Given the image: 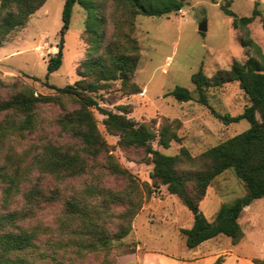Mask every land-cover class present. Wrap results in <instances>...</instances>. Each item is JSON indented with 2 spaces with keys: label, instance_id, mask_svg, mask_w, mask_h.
Returning a JSON list of instances; mask_svg holds the SVG:
<instances>
[{
  "label": "trees",
  "instance_id": "obj_1",
  "mask_svg": "<svg viewBox=\"0 0 264 264\" xmlns=\"http://www.w3.org/2000/svg\"><path fill=\"white\" fill-rule=\"evenodd\" d=\"M45 1L0 0V44L13 30L25 27ZM64 1L62 44L78 5L87 13L85 33L91 39L95 56L78 67L80 80L75 84L58 88L46 82V86L55 90L52 95L36 94L22 82L6 84L0 79V149L8 141L24 139L27 133L36 132L40 126L38 110L45 105L60 107L57 127L78 147L48 140L20 155L12 173L5 172L0 164L4 210L0 212V264H85L84 260L92 254L104 255L99 264H117L116 260H109L114 243L132 232L134 220L152 189L137 182L120 164L99 130L94 109L105 116L103 125L109 135L119 138V146L142 149L149 156L153 164L152 187L165 186L188 209L192 223L181 229L188 248L194 249L220 235L230 238L233 245L239 244L245 237L240 223L245 207L264 198V54L249 30L262 15L257 4L249 17H239L230 9L233 0L222 5L225 13L233 17L234 28L241 32L242 46L253 50L255 56L246 63L234 61L229 70H219L213 77L201 68L192 76L193 91L177 86L166 94L178 102L194 100L209 106L212 88L237 82L250 99L238 116L213 111L224 124L246 120L250 127L208 149L198 159L202 166L189 171L184 165L194 164L196 159L185 147L177 155L165 154L154 147L157 143L169 149L173 142H180L179 120H166L157 127L152 122L137 123L127 118L128 107H123L124 114H119L99 106L100 92L116 82L121 83L126 95L142 93V88L133 81L141 59L139 42L132 36L136 18L168 16L183 9L188 0H115L111 16L106 2L99 5L95 0ZM110 22L115 40L107 42L106 28ZM62 61L60 46L59 52L47 62L49 74L57 71ZM70 103L71 109L67 107ZM230 168L243 182L246 195L223 206L210 221L203 215L201 205L213 180ZM101 173L121 178L125 187L120 190L107 187ZM89 175L91 181L79 187L70 185L71 181L80 182ZM54 181L56 185L50 186ZM50 211L54 226L43 220ZM222 262L223 258H219L214 264ZM254 262L264 264L261 259Z\"/></svg>",
  "mask_w": 264,
  "mask_h": 264
},
{
  "label": "rangeland",
  "instance_id": "obj_2",
  "mask_svg": "<svg viewBox=\"0 0 264 264\" xmlns=\"http://www.w3.org/2000/svg\"><path fill=\"white\" fill-rule=\"evenodd\" d=\"M95 1L99 5L108 3L107 11L111 16L115 0ZM226 2L227 0H188L183 8L184 15L173 12L161 17L138 16L132 36L139 42L141 59L133 81L142 88V93L126 95L120 82L113 83L107 91L100 92L102 97L99 106L102 109L124 114L123 107H128L130 113H125L126 117L137 123L152 122L158 127L166 120H179L181 127L177 132L180 142H173L169 149H163L157 143H154V147L168 155H177L185 147L190 156L196 159V165H184L189 171H196L202 166L198 159L208 149L250 127L246 120L224 124L213 113L216 111L234 117L242 114L250 104L249 97L237 82L212 88L209 92V106L194 100L178 102L172 96H166L177 86L193 91L192 76L201 68L207 76L213 77L219 70H229L234 61L246 63L250 57L255 56L253 50L248 51L242 46L240 30L234 28L233 17L227 15L222 8ZM64 3V0H46L30 16L25 27L13 30L0 44V79L4 83L22 82L32 87L36 94L52 95L55 90L46 86V82L63 88L80 80L78 67L95 56L91 39L85 33L87 13L78 5L74 7L70 28L62 44ZM256 4L262 15L255 19L249 30L252 40L264 54V0H233L230 9L239 17H249ZM204 21H207L208 30L203 35L198 28ZM108 27L107 42H110L115 40L114 27L111 22ZM125 31L129 32L127 27ZM60 46L63 47L62 65L49 74L47 62L59 52ZM67 107L71 109L73 104L70 103ZM38 113L40 126L36 132L27 133L24 139L8 141L0 149V164L5 172L12 173L13 167L18 166V157L35 144L50 140L78 147L57 127L56 120L62 113L59 106H41ZM94 114L100 132L112 146L113 154L120 164L137 182L144 185L146 183L152 189L151 196L145 199L141 212L134 220L132 232L121 242L114 243L109 260H116L117 264H180L173 262L171 257L178 259L191 255L181 234V229L188 228L192 223L190 212L176 196L168 193L165 186L152 187L150 174L153 164L149 156L142 149L119 146V138L109 135L105 129V116L102 112L94 109ZM101 174L103 184L107 187L120 190L126 185L121 178ZM88 181H91L90 175L84 176L80 182L71 181L70 185L79 187ZM50 183V186L56 185L55 181ZM2 187L0 183V212L4 211ZM246 192L243 182L234 169L230 168L213 180L201 211L212 221L223 206L244 197ZM13 208L11 206L10 210ZM49 213L43 220L54 226L53 212ZM240 223L245 239L235 247L234 255L264 260V198L245 207ZM219 241L227 244L230 238L223 236ZM136 253L141 258L140 262ZM103 259L104 255L92 254L84 262L99 264ZM229 259L227 264H245L234 256L229 255Z\"/></svg>",
  "mask_w": 264,
  "mask_h": 264
},
{
  "label": "crops",
  "instance_id": "obj_3",
  "mask_svg": "<svg viewBox=\"0 0 264 264\" xmlns=\"http://www.w3.org/2000/svg\"><path fill=\"white\" fill-rule=\"evenodd\" d=\"M223 236L224 235H220L218 237L205 241L194 249L189 248L191 250V255L188 258L177 259L172 256L171 260H173V262H179L180 264H214L219 258H223L222 264H227V262L230 260V255L232 257H236L237 260H239L240 262H244L245 264H256L254 262V259L257 258L255 257H240L238 255H234L235 247H237V245H239L241 242L237 245H233L230 239L229 243L221 244L219 240ZM138 250H140L139 246ZM136 257L138 262H140L141 258L139 257L138 253H136Z\"/></svg>",
  "mask_w": 264,
  "mask_h": 264
},
{
  "label": "water",
  "instance_id": "obj_4",
  "mask_svg": "<svg viewBox=\"0 0 264 264\" xmlns=\"http://www.w3.org/2000/svg\"><path fill=\"white\" fill-rule=\"evenodd\" d=\"M208 30L207 21H204L199 25L198 31L201 33H206Z\"/></svg>",
  "mask_w": 264,
  "mask_h": 264
},
{
  "label": "built area",
  "instance_id": "obj_5",
  "mask_svg": "<svg viewBox=\"0 0 264 264\" xmlns=\"http://www.w3.org/2000/svg\"><path fill=\"white\" fill-rule=\"evenodd\" d=\"M178 13H179L180 15H184V10L181 9V10L178 11Z\"/></svg>",
  "mask_w": 264,
  "mask_h": 264
}]
</instances>
